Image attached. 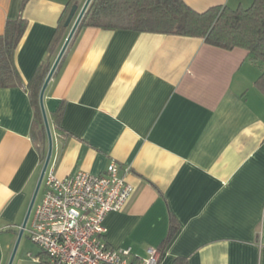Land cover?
I'll list each match as a JSON object with an SVG mask.
<instances>
[{
	"label": "crops",
	"instance_id": "obj_1",
	"mask_svg": "<svg viewBox=\"0 0 264 264\" xmlns=\"http://www.w3.org/2000/svg\"><path fill=\"white\" fill-rule=\"evenodd\" d=\"M184 1L199 12L252 2ZM65 3L0 0V34L20 13L27 21L14 55L24 86L0 87V264L10 260L42 167L25 83L56 58L65 30L52 39ZM66 50L43 95L52 131L46 170L64 178L77 170L103 173L111 160L120 165L133 189L105 217L107 245L129 247L138 258L161 249L158 264L178 257L264 264V95L247 50L93 26ZM60 103L56 128L51 113ZM30 216L32 209L11 264H39ZM171 223L175 232L163 244Z\"/></svg>",
	"mask_w": 264,
	"mask_h": 264
},
{
	"label": "trees",
	"instance_id": "obj_2",
	"mask_svg": "<svg viewBox=\"0 0 264 264\" xmlns=\"http://www.w3.org/2000/svg\"><path fill=\"white\" fill-rule=\"evenodd\" d=\"M27 1L22 0L21 7ZM74 4H77V0H66L53 41L57 32L62 30H65L62 42L67 36L71 24L64 26V22ZM80 6L78 5L77 12ZM87 26L198 37L210 45L225 49L243 48L247 50L248 58L260 69L254 85L264 95V0H252L246 8L233 9L227 5H215L201 12L194 10L184 0H91L71 39ZM26 28L27 21L20 13L17 18L6 21L4 32L0 34V87L24 86L14 55ZM66 51L53 77L59 73ZM51 65L52 61L40 64L25 83L33 109L31 133L37 144L41 164L47 152V135L39 104V92ZM62 111L63 103H60L51 113L52 123L56 128H60ZM174 232L175 227L171 223L163 244ZM158 250L161 253V249ZM39 256V264H52L45 252L40 251ZM174 264L187 263L184 258L178 257Z\"/></svg>",
	"mask_w": 264,
	"mask_h": 264
},
{
	"label": "built area",
	"instance_id": "obj_3",
	"mask_svg": "<svg viewBox=\"0 0 264 264\" xmlns=\"http://www.w3.org/2000/svg\"><path fill=\"white\" fill-rule=\"evenodd\" d=\"M132 189L115 160L100 174L77 170L58 178L46 170L41 199L32 207L30 240L52 264H158L156 248L138 258L129 247L112 248L105 241L106 215L120 210Z\"/></svg>",
	"mask_w": 264,
	"mask_h": 264
},
{
	"label": "water",
	"instance_id": "obj_4",
	"mask_svg": "<svg viewBox=\"0 0 264 264\" xmlns=\"http://www.w3.org/2000/svg\"><path fill=\"white\" fill-rule=\"evenodd\" d=\"M91 0H84L81 8L78 10L77 12V4H74L72 5L66 19H65V22H64V26H70V29L68 31V34L67 36L65 37V40L54 60V62L52 63L44 81H43V84L41 86V89H40V92H39V104H40V108H41V112H42V117H43V121H44V126H45V130H46V135H47V152H46V155H45V159L42 163V167H41V171H40V174H39V178H38V181H37V184H36V187H35V190L33 192V195H32V198L30 200V203H29V206H28V209H27V212H26V215L24 217V220L22 222V225L20 227V230H19V233H18V237L16 239V242H15V245H14V248H13V251H12V255L10 257V260L8 262V264H11V261L13 259V256H14V253H15V250L17 248V245H18V242L20 240V237L23 233V230H24V227L26 225V222L28 220V217H29V214L31 212V209H32V206L34 204V201L36 199V196H37V193H38V190L40 188V185L42 183V180H43V176L45 174V171L47 169V166H48V163H49V160H50V156H51V151H52V136H51V132H50V127H49V123H48V119H47V116H46V112H45V108H44V104H43V95H44V90L49 82V80L51 79L61 57L63 56L71 38L73 37L74 35V32L82 18V16L84 15L89 3H90ZM77 12L76 16H75V13ZM75 16V18H74Z\"/></svg>",
	"mask_w": 264,
	"mask_h": 264
},
{
	"label": "rangeland",
	"instance_id": "obj_5",
	"mask_svg": "<svg viewBox=\"0 0 264 264\" xmlns=\"http://www.w3.org/2000/svg\"><path fill=\"white\" fill-rule=\"evenodd\" d=\"M82 1H83V0H81V1L79 2L78 5H81V6H82V4H83ZM81 6H80V8H81ZM248 6H249V5H248ZM48 123H49V121H48ZM49 127H50V125H49ZM50 132H51V136H52V131H51V129H50ZM42 190H43V182H42L41 185H40L39 191H38L37 196H36V199H35V203H37V202L40 200V198H41V196H42ZM35 203H34V204H35ZM30 219H31V216H30ZM32 244L35 245L33 242H32ZM35 246H36V245H35Z\"/></svg>",
	"mask_w": 264,
	"mask_h": 264
}]
</instances>
